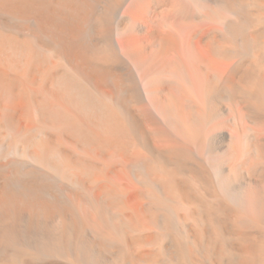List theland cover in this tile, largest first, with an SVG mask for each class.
I'll use <instances>...</instances> for the list:
<instances>
[{
    "label": "bare ground",
    "instance_id": "bare-ground-1",
    "mask_svg": "<svg viewBox=\"0 0 264 264\" xmlns=\"http://www.w3.org/2000/svg\"><path fill=\"white\" fill-rule=\"evenodd\" d=\"M0 264H264V0H0Z\"/></svg>",
    "mask_w": 264,
    "mask_h": 264
}]
</instances>
